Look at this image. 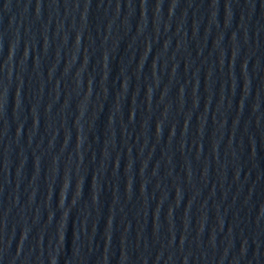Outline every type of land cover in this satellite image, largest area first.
<instances>
[{"label":"water","instance_id":"95a60500","mask_svg":"<svg viewBox=\"0 0 264 264\" xmlns=\"http://www.w3.org/2000/svg\"><path fill=\"white\" fill-rule=\"evenodd\" d=\"M0 264H264V0H0Z\"/></svg>","mask_w":264,"mask_h":264}]
</instances>
